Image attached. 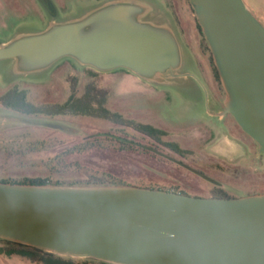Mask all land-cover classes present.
Instances as JSON below:
<instances>
[{
    "label": "water",
    "instance_id": "95a60500",
    "mask_svg": "<svg viewBox=\"0 0 264 264\" xmlns=\"http://www.w3.org/2000/svg\"><path fill=\"white\" fill-rule=\"evenodd\" d=\"M210 50L223 109L264 154V24L245 0H188ZM149 0H104L79 15L0 41L13 76L69 58L177 86L183 48ZM192 76V75H191ZM0 238L112 264H264V192L187 195L132 184L0 180Z\"/></svg>",
    "mask_w": 264,
    "mask_h": 264
},
{
    "label": "rangeland",
    "instance_id": "374dc122",
    "mask_svg": "<svg viewBox=\"0 0 264 264\" xmlns=\"http://www.w3.org/2000/svg\"><path fill=\"white\" fill-rule=\"evenodd\" d=\"M104 0H50L53 15L40 0H0V41L21 30L41 29L52 18L76 16ZM155 20L180 27L183 70L197 88L155 85L126 69L102 72L64 58L43 73L13 76L10 60H0V96L10 88L26 91L34 104L63 102L74 86L80 95L92 83L106 94V107L126 120L166 131L161 142L131 124L82 114L25 116L0 101V180H121L208 196L264 191V154L256 143L210 117V91L224 98L210 50L188 0H149ZM264 24V0H245ZM177 19V21H176ZM182 26H181V25ZM236 125V122H235ZM241 130V129H240ZM242 131V130H241ZM174 141L178 155L164 143ZM79 147H83L82 150ZM175 192V191H174ZM13 247L0 238V248ZM69 264H98L72 258ZM0 264H43L18 254L0 253Z\"/></svg>",
    "mask_w": 264,
    "mask_h": 264
},
{
    "label": "trees",
    "instance_id": "16d2710c",
    "mask_svg": "<svg viewBox=\"0 0 264 264\" xmlns=\"http://www.w3.org/2000/svg\"><path fill=\"white\" fill-rule=\"evenodd\" d=\"M197 27L200 30V27L198 23L196 22ZM201 32V30H200ZM202 33V32H201ZM203 35V34H202ZM214 66V64H213ZM89 68V67H88ZM92 69V68H90ZM214 70L216 73V77L219 80L218 73L216 70V67L214 66ZM220 82V81H219ZM0 101L3 102V105L7 108H11L12 110L19 112L25 116H35V115H46V116H56V115H62V114H82V115H91L96 117H101L108 119L112 121L115 124L119 125H129L133 128H135L138 132L142 133L143 135L148 136L155 142H161V137L166 135V131L156 127L154 125H151L149 123H135L130 120H126L122 117V115L116 111L110 110L108 107H106V94L103 89L97 88L94 84L88 83L85 85L83 92L80 95H77L75 92L74 86L71 87V93L68 95L66 100L63 102H55V103H40V104H34L27 100L26 98V91L24 89H18L16 87L10 88L7 91H5L0 96ZM233 119V117L231 116ZM234 123L235 120L233 119ZM129 123V124H128ZM238 126L237 124L235 125ZM239 127V126H238ZM237 127V128H238ZM238 130L245 136L246 138H250L248 135H246L243 131L240 130V127ZM254 142V141H253ZM255 143V142H254ZM164 145L169 148L170 150L183 155L186 151L181 148L176 142L174 141H166ZM82 148L83 147H79ZM3 181H9V182H23V183H59V184H132L137 185L141 187H149V188H155V189H162V190H168V191H175L182 194L187 195H196V196H203L198 194H191L190 192H185L181 190H174L172 188H165L163 186L159 185H145L140 183H133V182H127V181H121V180H114V179H108V180H96V181H85V182H79V181H71V182H64V181H49L45 179H34V180H28V179H19V180H10V179H2ZM264 192V191H263ZM257 193V192H253ZM251 194V193H249ZM246 195V194H245ZM208 196H214V197H236L237 195L234 194H226V193H214L210 194ZM2 239V238H1ZM7 243H11L13 247L8 249L0 248V253H4L6 255L11 254H18L30 259H35L41 261L43 264H69L68 261H65L63 258H67L69 260H72L71 257L66 256H60L56 255L54 253H50L41 249H38L36 247H32L29 245H25L22 243L6 240ZM88 260V259H84ZM90 260V259H89ZM94 260V259H92ZM98 264H112L104 261H98Z\"/></svg>",
    "mask_w": 264,
    "mask_h": 264
},
{
    "label": "flooded vegetation",
    "instance_id": "af4514ba",
    "mask_svg": "<svg viewBox=\"0 0 264 264\" xmlns=\"http://www.w3.org/2000/svg\"><path fill=\"white\" fill-rule=\"evenodd\" d=\"M40 1H42L45 4V6L49 9L50 14L53 15V13L51 12L52 11V9H51L52 7H51L50 0H40ZM176 21H177V19H176ZM173 26L175 28L176 34H177V36L179 38V41L181 42L182 48H184V43H183L184 40H183V37L181 35V29H180V27L179 26L177 27L175 25V23L173 24ZM183 72L189 73L186 70H183ZM182 86H187V87H190V88H197V83H196V81L193 79V77L191 75H187L185 77L184 81L181 82V84H178L177 85V87H182ZM208 97H209L208 98V113H209V116L210 117H217L218 119H223L224 120L223 123L225 124V126L227 128H229V129L230 128H233L235 126V123H234V121L231 118V115L229 113H225L223 115H219L218 114L223 109V107H224V105H223V99L224 98L221 99L220 96L214 94L211 91H210V95ZM133 129L136 130L135 128H133ZM238 133L240 134L241 132L238 130ZM242 136H243V134H242ZM170 151H172V150H170ZM172 152L173 153H176L174 151H172ZM176 154H178V153H176ZM178 155H180V154H178Z\"/></svg>",
    "mask_w": 264,
    "mask_h": 264
}]
</instances>
